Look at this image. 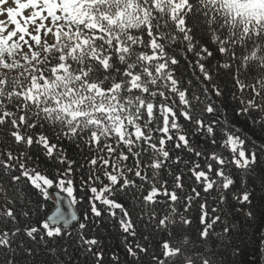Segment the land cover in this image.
Instances as JSON below:
<instances>
[{"label":"snow or ice","instance_id":"1","mask_svg":"<svg viewBox=\"0 0 264 264\" xmlns=\"http://www.w3.org/2000/svg\"><path fill=\"white\" fill-rule=\"evenodd\" d=\"M0 264H264V0H0Z\"/></svg>","mask_w":264,"mask_h":264}]
</instances>
